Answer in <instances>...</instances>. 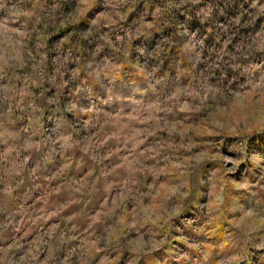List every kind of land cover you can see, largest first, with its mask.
Returning a JSON list of instances; mask_svg holds the SVG:
<instances>
[{
    "label": "rangeland",
    "instance_id": "obj_1",
    "mask_svg": "<svg viewBox=\"0 0 264 264\" xmlns=\"http://www.w3.org/2000/svg\"><path fill=\"white\" fill-rule=\"evenodd\" d=\"M0 264H264V0H0Z\"/></svg>",
    "mask_w": 264,
    "mask_h": 264
}]
</instances>
